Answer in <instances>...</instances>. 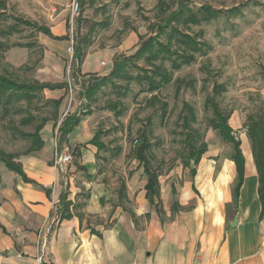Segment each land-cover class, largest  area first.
Returning <instances> with one entry per match:
<instances>
[{"label": "crops", "instance_id": "obj_1", "mask_svg": "<svg viewBox=\"0 0 264 264\" xmlns=\"http://www.w3.org/2000/svg\"><path fill=\"white\" fill-rule=\"evenodd\" d=\"M48 28L55 36L68 33L65 28L57 32ZM40 34L48 39L47 53L59 61L65 57L68 39ZM58 68L62 73V66ZM94 73L101 75L97 69L81 71L84 77ZM42 95L62 97L59 116L67 98L65 86L44 88ZM94 115V110L83 115L58 144L59 148L69 144L75 151L74 161L63 168L54 165L55 137L44 134L50 122L56 125L55 116L48 117L40 130L44 147L18 158L26 175L37 183L24 181L0 162V264H264L259 174L245 127L238 135L235 132L245 158L239 186L231 153L223 154L219 144L208 146L196 166L180 163L159 176L157 206L147 197L148 176L140 163L119 188L118 181L103 176L97 157L111 150L103 138L106 150L89 143L99 129L93 130ZM61 194L71 202L70 218L59 217ZM119 197L131 208L118 202Z\"/></svg>", "mask_w": 264, "mask_h": 264}, {"label": "rangeland", "instance_id": "obj_2", "mask_svg": "<svg viewBox=\"0 0 264 264\" xmlns=\"http://www.w3.org/2000/svg\"><path fill=\"white\" fill-rule=\"evenodd\" d=\"M77 1L78 10L73 9L74 0H6V7L1 10L6 11L0 20V26L4 28L15 24L13 17L16 16L46 27L53 26L55 32L65 28L70 34L69 44L64 47L65 57L60 61L47 53L48 39L31 26L19 23L17 31L0 36V72L19 81L61 78L69 82L73 90L77 87L72 94L71 104L70 96L67 95L59 113L60 118L67 110L72 112L84 109L78 97L79 83L76 87V83H73V73L79 70L77 73L81 74L83 69H97L100 76L109 74L117 56L134 54L142 41L153 34L150 23L157 20L158 0ZM181 1L192 10L200 8L203 4L220 10L218 16L208 21L190 23L187 26L180 23L183 30L198 34L200 39L207 43L204 53L198 54L194 63L179 70H171L174 80L192 79L194 85L183 84L177 91L176 82L173 80L158 91L159 99L168 102L167 114L164 117L158 102L151 105L152 93L139 92L141 84L135 79L131 81L128 94L121 97L125 106L123 114L116 115L103 108L107 100L117 97L109 85L103 87V93L97 94L98 100L91 103L94 106L92 110L95 111L93 130H109L102 138L110 146L111 152L102 151L97 161L101 163L106 179L118 181L117 188L122 181L131 177L133 168L139 164L133 147L137 144L141 132L147 130L149 119H152V125L147 132L152 142L148 153L151 167L158 170L160 175H165L172 167L182 163L181 153L184 147L178 118L184 101L195 107L197 121L193 126L198 128L208 146L219 144L223 154L231 153V145L223 143L217 132L209 126L208 118L211 112L204 109L205 98L212 91L214 82L226 85V90L216 99L222 108L232 111L229 123L237 135L245 130L244 121L248 113L264 110V0H166L172 10L176 9ZM234 7L239 11L230 12ZM77 34L79 40H84V36H87L90 44L84 46L87 57L84 55L79 61L78 69H74V47L70 50L69 45L72 46L73 38ZM162 39L165 40V37ZM15 43L22 46L6 48V44ZM102 62L107 65H102ZM135 62L139 67L148 66L143 59ZM166 65L169 66V63L166 62ZM58 66H62V73ZM204 66L210 68L211 74L205 72ZM130 71L136 75L140 70L131 67ZM205 76L208 80L204 85ZM115 82L127 85L124 79H117ZM45 100V95H42V99L35 100L34 105L27 106L26 100L23 99L15 103L16 107L8 112L2 111L0 107V148L19 154L27 149L30 140L22 137L16 128L26 132L33 131L35 124H20V119L26 116L29 110L36 116L35 123L45 116L53 117L54 107ZM17 107L18 111L15 110ZM60 118L58 122H54L55 126H52L53 121L50 122V127L44 133H50L52 140ZM74 155L75 151L73 161ZM118 202H123L131 208L120 197Z\"/></svg>", "mask_w": 264, "mask_h": 264}, {"label": "trees", "instance_id": "obj_3", "mask_svg": "<svg viewBox=\"0 0 264 264\" xmlns=\"http://www.w3.org/2000/svg\"><path fill=\"white\" fill-rule=\"evenodd\" d=\"M6 7V0H0V20L4 17L6 11H1ZM238 12V8L234 7L230 12ZM220 10L212 9L209 5L203 4L196 10L190 9L187 5L179 2L176 9L172 10L166 0H158L157 2V14L153 23H150V29L153 30V34L146 40H143L138 50L132 55H119L114 59L112 70L107 75L88 74L84 77L77 73H73V83L76 87L79 83L78 97L82 100L83 110L68 112L61 121L58 128L59 131V144H62L67 135L73 130V128L79 124L83 115H89L92 113L91 103L96 102L97 94L102 91L103 87L109 85L111 91H115L116 98L107 100L103 108L121 115L125 111L124 103L121 99L122 96H126L130 91V84L132 80H136L141 84L139 92L149 91L150 103L155 105L156 102L160 104L162 117L167 114L168 102L160 100L158 91L171 83L173 75L171 70H179L183 66L194 63L198 54L204 53L206 42L200 39L198 34H192L183 30L180 27V23L189 25L190 23H199L202 21H208L213 17L218 16ZM80 15V14H79ZM16 21L15 24L9 25L8 28L0 26V36L10 35L12 32L18 30V24L23 23L27 26L35 28L38 32L45 33L55 39H70V34L67 33L64 36H55L50 28L39 25L35 22L22 20L18 17H13ZM80 20V18H78ZM165 37V40L162 39ZM84 40H79L78 34L73 38L74 54L72 61L74 63V69H78L79 61L86 55L84 46L90 44L87 36H84ZM22 46L20 43L6 44L7 47ZM24 46V45H23ZM143 59L149 66L135 65V60ZM169 63V66L166 65ZM139 68V73L134 75L131 73L130 68ZM205 72L211 74V70L208 66H204ZM77 73V74H75ZM75 74V75H74ZM124 79L126 86L118 84L115 80ZM75 80V81H74ZM208 77L204 78V85L206 84ZM176 89L179 91L183 84L194 85V80H184L176 78ZM146 83V84H144ZM66 88V94L69 95V82L50 83L40 82L39 80L33 81H19L8 74L0 72V107L2 111L8 112L11 108L16 107L15 103L25 99L27 106L34 105L35 100L42 99V91L44 88ZM77 88V87H76ZM76 88L74 90H76ZM226 90L224 83L214 82L212 91L207 94L204 101V109L210 111L211 115L208 118L209 126L217 132L221 140L231 145V159L235 161L238 172V186L242 182L244 175L245 158L241 149V140L237 138L235 130L229 123L232 115L231 110L224 109L220 106V103L216 99ZM103 93V92H101ZM47 104H52L54 107V116L58 122V109L62 102V97L59 99H46ZM86 108V109H85ZM18 111V107L15 109ZM48 117L41 118L40 122L34 125V129L31 132L21 131L16 128L20 135L30 140V144L23 154H30L35 151L41 150L45 142L40 135V130L48 121ZM36 116L28 111L26 116L20 119V124L23 126L34 124ZM179 124L181 127L183 151L181 153V161L184 166L197 165L203 154L208 149V143L204 140L203 135L198 128L193 126V123L197 121V114L195 107L187 102H183L182 110L179 115ZM152 125V119L147 122V130H143L140 134V138L137 144L133 147L135 157L139 160V163L144 166V171L148 176L146 184L147 197L152 204L159 205L161 202V191L159 176L160 172L153 169L150 165L151 160L148 156L152 148V142L149 139L147 132ZM244 127L246 128L247 136L251 142V149L253 152L255 164L259 174V196L262 204V213H264V110L261 109L257 112H250L247 114L244 121ZM109 133V130L99 128L94 137L89 143L97 145L99 150H106L107 145L102 141V136ZM120 151V148L118 149ZM81 155L80 152L77 153ZM20 154L17 152H8L0 148V162H2L9 170L20 174L24 181L37 183L30 179L23 170L22 163L18 160ZM193 173L196 172V168H191ZM124 189V187L122 186ZM47 192L51 190L47 189ZM123 195V193H120ZM67 194H61L60 201L63 205L59 209V217L70 218L73 214L70 210L71 202L66 200ZM237 197V192L235 193Z\"/></svg>", "mask_w": 264, "mask_h": 264}, {"label": "built area", "instance_id": "obj_4", "mask_svg": "<svg viewBox=\"0 0 264 264\" xmlns=\"http://www.w3.org/2000/svg\"><path fill=\"white\" fill-rule=\"evenodd\" d=\"M79 8V2L77 0H74L73 2V9L74 10H78ZM70 50L73 49V44L72 46L69 47ZM102 65H106V62H102ZM70 86V90H69V96H70V101L69 103L71 104L73 101V97L72 94L74 92V90L72 89L73 86ZM70 110L65 111L58 123L57 129L55 131V139H56V150L54 153V164L55 166L59 167V168H63L65 165L71 163L73 161V149L69 144H63L61 148H59L58 142H59V131L58 128L61 124L62 119L64 118V116H66V114L69 112ZM54 220H58L57 216L53 218ZM47 236V235H46ZM46 243V237L43 240V245L45 246Z\"/></svg>", "mask_w": 264, "mask_h": 264}, {"label": "water", "instance_id": "obj_5", "mask_svg": "<svg viewBox=\"0 0 264 264\" xmlns=\"http://www.w3.org/2000/svg\"><path fill=\"white\" fill-rule=\"evenodd\" d=\"M237 221H238V216L235 217V219H234V221H233V223H232V226H235L236 223H237Z\"/></svg>", "mask_w": 264, "mask_h": 264}]
</instances>
